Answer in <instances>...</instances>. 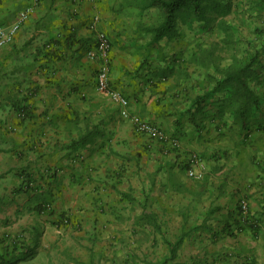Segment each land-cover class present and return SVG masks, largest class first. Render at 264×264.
Masks as SVG:
<instances>
[{
	"label": "crops",
	"instance_id": "1",
	"mask_svg": "<svg viewBox=\"0 0 264 264\" xmlns=\"http://www.w3.org/2000/svg\"><path fill=\"white\" fill-rule=\"evenodd\" d=\"M29 8L0 49V264H75L79 250L106 253L104 264H138L134 252L148 264H264L263 198L257 208L251 197L246 217L233 208L234 187L250 185L247 126H235L224 93L200 86L208 71L169 35L155 41L137 8L0 0V27ZM97 31L111 45V89L178 148L137 132L97 91L86 56ZM190 157L204 164L200 180L186 174Z\"/></svg>",
	"mask_w": 264,
	"mask_h": 264
},
{
	"label": "rangeland",
	"instance_id": "2",
	"mask_svg": "<svg viewBox=\"0 0 264 264\" xmlns=\"http://www.w3.org/2000/svg\"><path fill=\"white\" fill-rule=\"evenodd\" d=\"M113 1L137 8L141 15L139 18L144 17L147 26L155 27L162 21L160 10L156 8L145 10L148 5L147 0ZM169 47L191 55L194 58L191 63L202 68V73L206 74L208 71L200 84L204 89L211 90L215 81L228 72L245 66L250 67H247L249 69L245 72L244 79L257 96L256 103L249 104L246 108L242 106L244 114H240V103L236 100L227 105V110L233 111L235 116V126L239 120L247 126L246 139L242 140L239 147L247 152L250 159V164L242 168L241 182H247L250 185L234 187L233 196V208L237 214H241L240 200H246L247 213L239 215L240 218L246 217L249 213L251 197L257 202V208L260 206V198H263L264 202V0H209L201 3L199 16L193 9L184 10L179 13L175 29L169 34ZM230 91L234 94L232 89ZM218 95L220 97L222 93ZM225 96L229 98L228 91L224 93L223 98ZM220 107L216 105V108ZM222 110L219 109V112ZM187 160L186 174L188 176V171L194 166H191L189 158ZM202 165L204 167V164ZM167 252L155 251V260L156 256L162 260ZM124 254L129 257V252L122 251L121 255ZM103 255L107 254L79 250L77 253L79 261H75V264H104L106 261L101 260ZM141 256L143 260L139 259ZM134 257L139 259L138 264H148L146 252H134ZM118 260L116 259V264ZM165 260L156 262L168 264ZM121 264H134V261L128 258Z\"/></svg>",
	"mask_w": 264,
	"mask_h": 264
},
{
	"label": "built area",
	"instance_id": "3",
	"mask_svg": "<svg viewBox=\"0 0 264 264\" xmlns=\"http://www.w3.org/2000/svg\"><path fill=\"white\" fill-rule=\"evenodd\" d=\"M31 12V8L19 14L18 20L10 28L4 29L0 27V49L11 43L15 34L18 32L20 26L26 20L27 16ZM98 18H94L91 23V27H94ZM110 49L111 45L107 35L104 32L97 31L96 44L92 50L86 52V56L91 60L97 61V67L95 72L96 89L98 92L106 95L112 102L120 106V116L123 119H128L132 122L135 130L141 134L148 136L163 145L170 146L171 148H178L179 142L176 138L170 137L164 131H162L156 125L142 120L138 116L130 115L127 106L128 100L120 92L111 89L109 86V73H110ZM191 165L199 166V169L188 171V176L194 180H200L203 177L204 167L199 158H190ZM240 211L242 214H246L248 210V204L245 199L240 200ZM47 210H51V206H46ZM64 224H68L67 219H63Z\"/></svg>",
	"mask_w": 264,
	"mask_h": 264
},
{
	"label": "trees",
	"instance_id": "4",
	"mask_svg": "<svg viewBox=\"0 0 264 264\" xmlns=\"http://www.w3.org/2000/svg\"><path fill=\"white\" fill-rule=\"evenodd\" d=\"M148 5L145 10L149 8H156L162 14V21L155 27L150 29L154 34V40H158L166 35H169L176 26L179 13L187 9H193L194 13L199 16L201 13V3L209 0H147ZM144 10V9H143ZM249 67V66H247ZM246 66L235 71L226 73L222 78L217 79L210 90V93H225L229 92L230 102H239L240 114H244L242 106L256 103L257 96L245 83L244 74L248 71ZM234 91V94L232 91ZM235 97V98H234ZM174 250H170L173 254ZM168 263V262H165Z\"/></svg>",
	"mask_w": 264,
	"mask_h": 264
}]
</instances>
